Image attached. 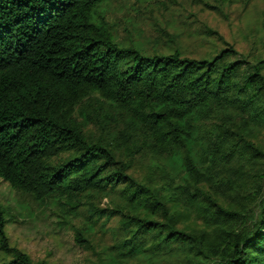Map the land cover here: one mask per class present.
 I'll return each instance as SVG.
<instances>
[{
    "label": "trees",
    "instance_id": "16d2710c",
    "mask_svg": "<svg viewBox=\"0 0 264 264\" xmlns=\"http://www.w3.org/2000/svg\"><path fill=\"white\" fill-rule=\"evenodd\" d=\"M110 1L0 0V179L85 216L93 264H264V55L148 52L118 39ZM8 217L0 264H49Z\"/></svg>",
    "mask_w": 264,
    "mask_h": 264
},
{
    "label": "rangeland",
    "instance_id": "374dc122",
    "mask_svg": "<svg viewBox=\"0 0 264 264\" xmlns=\"http://www.w3.org/2000/svg\"><path fill=\"white\" fill-rule=\"evenodd\" d=\"M118 39L145 46L180 49L193 59L210 57L228 45L253 58L264 55V0H113L101 7ZM142 172V171H140ZM0 203L8 213L6 235L35 262L93 264L95 257L75 245L73 227H82L85 216L64 223L55 199L38 203L15 192L0 179ZM108 205L104 200L103 207ZM102 228L91 241L96 251L113 245L111 229ZM10 260L0 252V263Z\"/></svg>",
    "mask_w": 264,
    "mask_h": 264
}]
</instances>
